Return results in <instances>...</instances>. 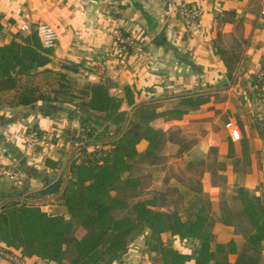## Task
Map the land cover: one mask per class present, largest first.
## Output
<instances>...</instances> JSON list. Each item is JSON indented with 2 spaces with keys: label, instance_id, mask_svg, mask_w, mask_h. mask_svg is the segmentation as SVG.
I'll return each instance as SVG.
<instances>
[{
  "label": "crops",
  "instance_id": "crops-1",
  "mask_svg": "<svg viewBox=\"0 0 264 264\" xmlns=\"http://www.w3.org/2000/svg\"><path fill=\"white\" fill-rule=\"evenodd\" d=\"M181 7L200 11L188 30L179 15ZM263 7L264 0H0V45L46 24L57 34L52 68L71 69L83 81L107 77L115 84L112 92L121 94L129 87L139 95L137 102H160L161 112L179 96L209 94L206 104L169 125L179 128L184 142L191 145L183 152L172 142V153L182 169L188 156L200 159L198 176L204 202L216 214L223 196H231L239 204L236 189L264 201V129L256 120L259 87L253 83L264 70ZM24 24L30 31L22 29ZM117 29L141 50L127 53L117 48L113 35ZM163 29L161 41L152 42ZM231 57L237 58L234 71L226 64ZM72 110L66 104L36 103L13 109L0 105V165H15L25 174L24 179L0 178V195L30 196L25 200L28 204L44 200L43 210L66 215V207L56 200L58 193L42 191L56 182V191L61 189L69 175L75 148L67 133L86 121L80 113L73 119ZM228 121L238 126L239 139L231 138L225 127ZM89 123L106 135L116 132L112 125ZM31 129L40 132L42 143L27 151L25 135ZM173 189L178 194L179 189ZM214 232L216 241H242L231 227L217 225ZM172 239L180 248L191 244ZM6 252H13L20 262L1 253L0 264H54L27 257L21 249ZM153 256L145 231L118 264H153Z\"/></svg>",
  "mask_w": 264,
  "mask_h": 264
},
{
  "label": "trees",
  "instance_id": "trees-1",
  "mask_svg": "<svg viewBox=\"0 0 264 264\" xmlns=\"http://www.w3.org/2000/svg\"><path fill=\"white\" fill-rule=\"evenodd\" d=\"M124 46L127 53L133 51ZM52 54V48L42 46L35 29L1 44L0 105L13 109L36 103L66 104L73 107L70 115L78 111L86 119L80 121L83 136H76L77 128L67 133L68 140L79 145L74 147L63 187L54 192L56 200L63 201L66 215L28 204L25 200L30 196L0 195V202L4 200L0 206L2 250L4 246L9 252L21 249L27 257L54 264H118L148 231L153 264H264V201L236 189L239 207L233 197L223 196L218 212L210 213L198 176V157L188 156L182 170L189 173L187 180L193 175L198 180L187 184L177 177L179 192L171 211L158 207L165 194L135 199L141 185L136 162L157 165L168 140L165 124L198 110L209 101V94L179 96L161 112L160 102H137L139 95L129 87L121 94L112 92L115 84L107 77L77 83L73 70L50 67ZM236 61V57L226 58L230 71ZM253 83L261 87L264 78L258 75ZM158 118L161 124L156 123ZM89 122L112 125L116 132L106 135ZM98 142H102L98 148L88 149ZM174 142L183 152L189 151L191 145L181 136ZM217 225L233 228L242 241H216ZM173 237L191 242L188 250L174 246Z\"/></svg>",
  "mask_w": 264,
  "mask_h": 264
},
{
  "label": "built area",
  "instance_id": "built-area-1",
  "mask_svg": "<svg viewBox=\"0 0 264 264\" xmlns=\"http://www.w3.org/2000/svg\"><path fill=\"white\" fill-rule=\"evenodd\" d=\"M261 13L264 15V7L262 8ZM179 15L184 24V27L188 30L199 18L200 11L194 9H188L186 7H181L179 9ZM22 29L26 31H30L29 26H27L26 24L22 26ZM35 30L38 34V37L43 47L52 48L54 46L57 40V34L52 27L46 24H41L38 25ZM113 35H114V41L116 47L119 48L120 50L126 51V47L124 46V44L131 46L134 49V51L141 50V47L138 44H135L134 40L131 37H123L120 29L115 30ZM259 76L261 78H264V70H262L259 73ZM257 96H258V109L256 113V120L264 129V83L261 85V87H259ZM225 127L229 131V134L232 139L234 140L239 139L240 130L235 122L228 121L225 124ZM84 131L85 128L78 127L76 131V136L79 137L83 136ZM40 143H42V138L41 136L38 135V132L36 130L31 129L26 133L25 146L27 151H34L39 146ZM72 143L74 147L79 145L78 141ZM99 146L100 145L96 144L89 150L98 148ZM2 177L9 179H24L25 174L21 169H19L15 165H0V178ZM1 253H4L12 261L20 262L19 258L13 253H8L0 249V254Z\"/></svg>",
  "mask_w": 264,
  "mask_h": 264
},
{
  "label": "rangeland",
  "instance_id": "rangeland-1",
  "mask_svg": "<svg viewBox=\"0 0 264 264\" xmlns=\"http://www.w3.org/2000/svg\"><path fill=\"white\" fill-rule=\"evenodd\" d=\"M77 80V83L81 84L83 79L77 75L72 74ZM157 124H161L160 118L156 120ZM167 128V137L168 140L162 152V158L158 162L157 165L151 166L147 164L137 163V170L135 174L140 176L141 185L137 189V194L135 199H143L146 197H150L152 194H165L167 196V202L160 201L158 205L163 208H169L170 206L173 208L176 198L178 197L177 192H173V187L178 184L177 177L180 180H183L185 183H193L198 180L197 175L192 176L189 180H187V175L189 173L183 172L182 163L177 159L178 156L173 155L172 153V142H174L175 138H178L181 135V130L177 127H171V125H166ZM199 173V172H198ZM168 180V183L164 181V179ZM176 188V187H175ZM53 198V197H50ZM44 201V200H43ZM41 200H34L33 203H37L38 205H43Z\"/></svg>",
  "mask_w": 264,
  "mask_h": 264
},
{
  "label": "water",
  "instance_id": "water-1",
  "mask_svg": "<svg viewBox=\"0 0 264 264\" xmlns=\"http://www.w3.org/2000/svg\"><path fill=\"white\" fill-rule=\"evenodd\" d=\"M163 33H164V29L159 32L152 40V42H159L161 41L162 37H163ZM78 115H79V112L78 111H74L73 114H72V118L73 119H77L78 118ZM59 185V182H56L52 185H50L49 187H47L45 190L42 191L43 194H52L56 191V188L57 186ZM60 205L63 204V201H59L58 202Z\"/></svg>",
  "mask_w": 264,
  "mask_h": 264
}]
</instances>
